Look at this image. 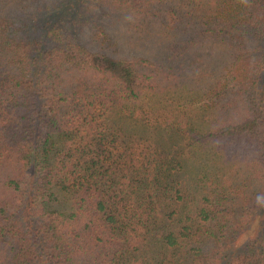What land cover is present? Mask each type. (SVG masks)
Returning <instances> with one entry per match:
<instances>
[{
  "label": "trees",
  "instance_id": "1",
  "mask_svg": "<svg viewBox=\"0 0 264 264\" xmlns=\"http://www.w3.org/2000/svg\"><path fill=\"white\" fill-rule=\"evenodd\" d=\"M0 264H264V0H0Z\"/></svg>",
  "mask_w": 264,
  "mask_h": 264
},
{
  "label": "rangeland",
  "instance_id": "2",
  "mask_svg": "<svg viewBox=\"0 0 264 264\" xmlns=\"http://www.w3.org/2000/svg\"><path fill=\"white\" fill-rule=\"evenodd\" d=\"M198 41V40H197ZM164 44H161L160 47L158 45H154V43H150L147 49L150 52H153L154 55L159 52V50L164 49ZM158 49H156V48ZM175 54V53H173ZM223 61V56L212 55H202V61L198 64L196 70L192 71L186 77L190 80L191 84L199 89L200 87H206L210 82H212L215 77L219 74V66ZM211 113L215 114L216 111H212Z\"/></svg>",
  "mask_w": 264,
  "mask_h": 264
}]
</instances>
